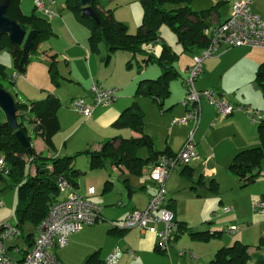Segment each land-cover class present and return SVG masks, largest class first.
<instances>
[{
  "label": "crops",
  "instance_id": "obj_1",
  "mask_svg": "<svg viewBox=\"0 0 264 264\" xmlns=\"http://www.w3.org/2000/svg\"><path fill=\"white\" fill-rule=\"evenodd\" d=\"M251 1V11L264 18V0ZM102 2L103 0H100V6H103ZM220 7L218 8L217 17L213 16L214 20L212 24L221 22L229 16L230 7L223 15L219 11ZM54 18L56 16L51 19H45L51 27V21ZM76 38L72 33L69 44L71 43L72 46L77 44L75 43ZM47 39L42 40L38 44L36 51L40 48L41 54L37 59L39 61H47L49 66L51 58L54 57L57 68L61 62H65L66 67L64 68V72L61 71V68H58L59 75L61 76L59 86L54 87L51 84L49 74L48 85L37 82L36 73L30 65V58L29 63L25 67L23 77L13 78L15 71L8 78L9 83L15 84L14 96L12 97L18 102L29 103L44 100L49 95L59 100L60 107L57 110L59 129L51 139L52 145L50 147L47 146L35 133L31 135V133L27 132L28 135L33 136V143L30 136L31 145L36 153L46 158H61L73 156L76 153L84 151L97 152L105 142L114 137L139 138L140 134L129 128L114 126L124 109L133 103L136 105V101L134 100L137 97L133 98V91L136 88L135 81L137 78L132 73L127 72L128 69L125 67L130 58L129 53L116 52L111 55L108 61H104L106 50L99 49L97 55H95L84 45L83 50L86 55L81 60L83 72H77V76H74L70 68L71 60L61 57L59 59L57 53L51 51L52 47ZM192 55L190 53L189 62L185 65L183 73L179 72L175 64H173L179 76L169 85L170 96L176 94V98L173 101H179L176 103L180 105L181 109L177 110V107L173 106L174 102H171V100L166 102V104L164 103L165 108L170 107L168 109L169 114L166 117H160L155 124L156 128L163 130V133H166L167 129V132L170 134L167 135L166 133L165 138H162V134L157 133V130L153 132L149 131V133H145L143 130V133L152 139V148L155 152H170V154L178 152L191 128V123L185 126H173L171 125V121L174 117H181L185 113V109L181 106L180 101L184 96L183 80L187 76L188 67L192 64ZM263 61L264 49L249 47L223 49L217 55L203 61L202 72L194 82L195 88L198 90H216L223 94L233 106L247 107L249 112L245 113L242 110H236L232 115L222 117L216 115L211 105L202 102L200 123L195 133L197 137L195 136L196 139L194 137L198 159L187 167H176L166 183L168 208L173 213L174 220L191 231H220L221 235L219 238L201 242L193 240L185 232L169 245L167 253L162 254L155 251L157 239L151 233L138 228L123 231L111 229L107 224L108 222L120 221L134 209L146 208L150 196L155 191L153 183L148 178V171L155 163L154 160L145 167L140 175H131L113 166H111V172L100 169L89 170V172H86L82 176H92L91 178L97 179L98 183L95 187L91 183L85 186L81 185L80 178L82 176L75 179L77 192L80 195L87 196L89 200L101 206L103 222L85 226L79 232L71 235L67 246L62 249L53 250L56 259L62 264H86L89 257L95 255L98 261L102 262L117 248L123 252L118 264H210L218 249L230 246L236 240L247 245L251 253L255 252L259 239L264 236V212L255 213L251 206H254L252 204L255 201V204L259 201H264V189H261L259 194L253 196L248 205H244V207H241L240 199H229L226 197L225 201L221 200L220 203L225 204L230 210L227 213L220 210L219 213L221 215L218 219L222 218L223 215L231 216V218L217 223L214 220H210L209 223L212 224L208 227L203 226L201 221L190 224L184 213L178 214L177 212L179 194L188 185H190L192 193H197V197L201 196L204 192L206 182L213 183V185L217 186V190L226 185V194L229 190L233 191L239 186L237 178L228 171V165L237 152L259 146L260 144L258 131L256 133L253 132L251 137L242 136L240 132L247 124L253 127L256 121H261V118L256 117L258 110L254 109L253 102L247 98L245 89L252 86L253 90H255L254 88L260 90L254 81V77L257 68ZM147 78L151 77L148 76ZM177 80H180V87L175 89L173 86ZM93 81H97L106 88L118 89V96L112 105L99 106L94 110L91 117L85 118L74 112L70 107V103L74 98L79 97L89 101L92 95L89 88ZM67 86L72 88L69 91L72 95L67 94L66 96L69 90L66 88ZM141 99L143 101L150 100L148 98ZM131 101L133 102L131 103ZM150 103L154 104L151 100ZM227 139L231 143L222 147V144ZM148 156L149 154L145 158ZM73 167L80 170L75 160L73 161ZM27 168L29 173L34 174L33 166L28 165ZM90 187L94 189L93 195H88L87 193ZM101 188L102 191H100ZM2 192L3 185H0V201L2 199ZM195 212L201 214L202 209ZM0 223L8 222L1 221L0 219ZM231 226L238 227L236 235L223 233L224 230L226 231ZM158 228L160 229L161 225ZM36 231L37 228H34V233H32L33 239ZM33 239L29 243L30 246L23 239L22 243H24V247L22 249H29ZM9 245L11 244L9 243ZM129 250L134 253L135 258L129 256L127 253ZM10 255L14 256L11 250ZM249 264H253V262L251 261Z\"/></svg>",
  "mask_w": 264,
  "mask_h": 264
},
{
  "label": "trees",
  "instance_id": "obj_2",
  "mask_svg": "<svg viewBox=\"0 0 264 264\" xmlns=\"http://www.w3.org/2000/svg\"><path fill=\"white\" fill-rule=\"evenodd\" d=\"M2 2L7 3L5 15L8 18L16 21L25 31H37L33 40V50L14 46L6 35L0 36V50L8 48L13 56L16 72L24 73L25 67L29 63L30 55L35 54L38 44L42 40L51 37L53 32L49 22L36 13L25 15L21 10L20 0H0V4ZM99 2L100 0H89L88 5L97 14L100 24L81 14L82 6L80 0H76V3L70 6L77 19L90 30L88 36L90 50L98 52L99 45H103L106 50L104 61H108L111 55L116 52L129 53L130 58L125 67L131 69L135 65L137 72H141L142 67L149 63H156L160 67L161 73L156 78H140L136 85L134 96L150 99L164 113L170 108L164 107L165 101L170 96L169 85L179 75L173 66L178 55L169 46H166L158 35L160 27L162 25L170 26L182 51L194 54L207 46V37L204 31L213 25V16L217 17L218 8L224 3H217L206 10L194 11L188 6L191 0H140L143 8L142 22L138 26L136 33L130 34L126 25L115 21L110 9L100 6ZM181 4L186 5L176 7ZM155 42L163 45L158 57L146 52L143 48L145 43ZM3 69L0 64V80L3 77ZM48 73L51 84L54 87H58L61 76L54 57L49 62ZM254 81L264 95V61L257 68ZM0 88H2L1 85ZM14 104L17 129L22 130L31 143L26 124H33L35 135L39 136L50 147L52 145L51 139L59 129L57 120V110L60 107L59 100L49 95L44 100L29 103L14 100ZM133 104L121 112L114 126L129 128L139 133L140 137H114L105 142L97 152H81L88 155L90 170L103 166L107 161L111 166L126 171L131 175H140L145 167L154 160L156 161L160 155L170 154V152L160 153L153 151L152 139L143 133L145 125L144 113ZM258 134L259 146L237 152L228 165V171L237 178L240 187H245L253 183L257 178L264 177V120L258 122ZM143 147L148 148L149 151V156L145 159L138 154ZM31 149L32 155L20 145L4 115L0 119V152L9 167L7 176L10 182L9 185L16 188L15 226L21 232H23L22 227L26 224L38 229L41 222L45 219L51 204L57 199L59 194L55 182L58 175H63L75 188L77 187L75 179L81 174L79 169L73 167L75 155L81 153L61 158H46L37 154L32 145ZM24 156L27 157V161L24 160ZM28 165L33 166L34 174L27 171ZM0 178L3 179V176L0 175ZM210 184L212 188L217 190V186L213 185V183ZM2 228L3 224L0 225V232ZM185 232L193 240L201 242H207L211 238H217L221 235L220 231H191L178 223L176 238ZM24 239L26 244L30 246L29 243L33 239V234L25 235ZM256 248V251L251 253L247 245L236 240L230 246L218 249L210 264H249L251 261L253 264H264V236L259 239ZM155 251L163 254L156 248ZM102 262H99L96 256L92 255L86 264H102Z\"/></svg>",
  "mask_w": 264,
  "mask_h": 264
},
{
  "label": "built area",
  "instance_id": "obj_3",
  "mask_svg": "<svg viewBox=\"0 0 264 264\" xmlns=\"http://www.w3.org/2000/svg\"><path fill=\"white\" fill-rule=\"evenodd\" d=\"M230 5L229 16L204 31L207 46L192 55V64L187 69L183 80L184 96L180 101L185 113L175 117L171 125L185 126L191 123L186 140L178 152L160 155L151 167L148 178L155 187L148 204L144 209H134L120 221H110L113 230L123 231L138 228L156 237L155 248L163 253L176 240L178 223L168 208L166 183L176 167H187L198 159L195 133L200 123L201 103H207L214 108L216 115L228 117L236 110L249 112L247 107L233 106L220 92L212 89L198 90L194 86L195 79L202 72L205 59L217 55L221 50L231 47H249L264 49V18L251 11V0H222ZM55 0H35L33 7L42 17L51 19L56 16ZM23 77L22 72H15L13 78ZM91 99L75 98L70 103L71 109L77 114L89 118L99 106H110L118 96V89L106 88L93 81L89 88ZM9 167L3 155H0V175L7 177ZM59 193H65L63 198H57L50 206L45 219L39 225L32 245L24 251L18 244L23 242V233L9 223H3L0 232V264H62L53 250L67 246L71 235L79 232L85 226H91L103 220L101 206L95 204L87 196L80 195L72 184L63 176L55 179ZM88 195L94 194L89 188ZM2 203L0 201V208ZM230 208H223L229 212ZM255 213L264 212V201L253 206ZM161 225L159 229L158 226ZM236 235L237 226H231L225 231ZM9 243L11 245H9ZM14 256L10 255V250ZM131 258L134 253L127 251ZM123 252L114 249L102 264H118Z\"/></svg>",
  "mask_w": 264,
  "mask_h": 264
},
{
  "label": "rangeland",
  "instance_id": "obj_4",
  "mask_svg": "<svg viewBox=\"0 0 264 264\" xmlns=\"http://www.w3.org/2000/svg\"><path fill=\"white\" fill-rule=\"evenodd\" d=\"M35 0H20V6L21 10L25 15H32V13H36L34 10L33 4ZM221 0H191V2L188 4V6L194 10V11H202L211 8L216 3L220 2ZM56 6V18H54L51 27V31L53 32V35L47 39L49 44H51L52 52L57 53V57L61 58H69L71 60L70 68L72 69L74 76H77V72H83L82 71V58L86 55L84 52V45L88 48V50L92 53L97 55V51H91L90 47L88 45V36H89V28L79 21L77 17L75 16L74 12L71 10L70 6H73L76 3V0H55ZM103 7L105 9H110L112 17L115 21L123 23L128 28V33L135 34L138 26L142 22L143 18V8L140 3V0H103L102 2ZM186 4L177 5L176 7L185 6ZM219 11L221 12V15H223L226 11H228L230 5L229 4H221ZM38 16H40L43 19H48L42 17L40 14L36 13ZM48 22V21H47ZM54 28V29H53ZM75 35L76 41L73 46L70 41V36ZM158 35L162 38L164 44L166 46H169L173 52H175L178 57L176 58L174 64L177 68V70L181 73H183L185 65L188 64L190 59V53L183 52L181 49V46L176 42V36L172 30V28L168 25H162L158 31ZM143 48L146 52L154 55L155 57H158L163 49V45L159 42L155 43H145L143 45ZM99 49H104L103 45H99ZM41 54L40 48L37 49L35 54L30 55V65L33 69V71L36 73L37 76L36 81L48 85V62L47 61H39L37 57ZM65 56V57H64ZM140 59V58H139ZM62 60V59H61ZM0 64L3 66V74L2 79L0 80V85L2 88L7 91L9 94L14 96V90H15V84H11L8 82V78L16 71L14 66V60L13 56L11 54V51L8 48H2L0 50ZM66 67L65 62H61L58 68H61V71L64 72V68ZM69 68V70H70ZM127 72L132 73V75L136 76L135 85H137V82L139 81L140 77H148L156 78L160 73V67L156 63H149L146 66H143L141 69V72H137L135 65L128 69ZM27 76V75H26ZM138 76V77H137ZM182 81V80H181ZM176 84H174V88L177 89L180 87V80L175 81ZM68 92L67 94H71L69 91L72 89L70 86H67ZM253 90L252 86L245 89L247 98L251 100L254 104V109L258 110L257 118H261V120L264 119V95L263 92L259 89L254 88ZM132 91V90H131ZM130 91V92H131ZM66 98V97H65ZM133 98H136L134 96L133 91ZM138 98V99H137ZM134 101H136L137 109L142 111L145 116V125H144V132L149 133V131L153 132L157 130L156 132L160 135L162 134V138H165L166 133L169 135L170 133L167 132L163 133V130H160L156 128L155 124L158 122V119L162 116H165L169 114V111L166 110L164 113L160 111L159 107L157 105L151 104L150 100L143 101L141 98L137 97ZM176 98V94L169 96L168 99L165 101L174 102L173 106L177 110H180L181 107L178 103L179 101H173ZM72 102V101H71ZM133 101H131L132 103ZM240 107V106H239ZM243 107V106H242ZM251 108V107H250ZM253 115V114H252ZM4 117L2 111L0 110V119ZM258 122L256 121L253 127H250L248 124L244 126L240 133H242V136H249L253 134V132L258 131ZM27 132L35 133L34 125L33 124H26ZM29 135V136H31ZM196 136V135H195ZM32 137V143L34 141L33 136ZM197 137V136H196ZM195 137V139H196ZM231 142L230 140H225L222 144L224 146L229 145ZM252 148V147H251ZM85 152V151H84ZM140 157L145 158L149 154L148 148L143 147L138 152ZM24 160L27 161V157L24 156ZM74 160L77 164V167L80 168L82 174H80L78 177H81L82 175H85L86 172H89L90 170V164L88 155L86 153H81L78 155H75ZM102 171L111 172V165L109 162H105L103 166L97 168ZM28 171V168H27ZM85 172V173H84ZM92 176H82L81 179V185L85 186L88 183H91L94 185V187L97 185L98 180L95 178H91ZM94 177V176H93ZM9 179L4 176L2 180H0V185H3V192L1 195V203L3 204L2 208L0 209V219L1 221L8 222L10 224H15L16 222V216L14 212V204L16 201V188L9 185ZM104 186V185H103ZM226 185H223L222 188L219 190H215V188H212V185L210 182H206L204 192L201 194V196L197 197V193H192L190 190V185H188L185 189L181 190L179 194L178 199V214L184 213L188 222L190 224H195L196 222H202L203 226L208 227L212 223H209L210 220H214L215 223L221 221V220H228L231 218V216H222V218L218 219L220 217V210H223V208L226 207L225 204L220 203L221 200L225 201V198L228 197L229 199H237L239 200L241 207H244V205H248L250 200L253 196H256V194H259L261 189H264V177H259L255 182L249 184L246 187H240L237 186L235 190L228 191L226 194ZM103 188V187H102ZM102 188L100 191H102ZM222 190V191H221ZM75 191H77V187H75ZM241 191V192H240ZM191 194L189 195V193ZM224 192V193H223ZM65 196V193H59L57 198H63ZM260 197V195H258ZM256 202V201H255ZM255 202L252 204L254 205ZM177 203V199H176ZM225 205V206H224ZM253 207V206H251ZM202 213L199 214L195 212L196 210H201ZM100 221L99 223H102ZM97 223V224H99ZM109 223V222H108ZM107 223V224H108ZM1 224V223H0ZM200 224V225H202ZM109 225V224H108ZM24 236L28 233H34L33 226L24 225L22 227ZM221 230V229H220ZM198 231V230H197ZM201 231V230H199ZM211 230L210 232H212ZM225 230L223 231V233ZM186 235H189L186 233ZM155 236V235H154ZM219 238V237H217ZM217 238H211V239H217ZM19 245L21 248L24 247V243L22 241H19Z\"/></svg>",
  "mask_w": 264,
  "mask_h": 264
},
{
  "label": "water",
  "instance_id": "obj_5",
  "mask_svg": "<svg viewBox=\"0 0 264 264\" xmlns=\"http://www.w3.org/2000/svg\"><path fill=\"white\" fill-rule=\"evenodd\" d=\"M82 9L81 14L83 16L93 19L96 23L100 24V20L93 9L88 5L89 0H80ZM7 9V3L2 2L0 4V36L6 35L11 44L26 50H33V40L37 34L36 30L25 31L14 20L8 18L5 13ZM0 110L4 113L8 124L14 131V136L20 143V145L26 149L30 155H32L31 143L25 136L22 130L17 129V122L15 118V104L12 96L0 88Z\"/></svg>",
  "mask_w": 264,
  "mask_h": 264
}]
</instances>
